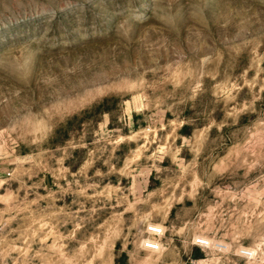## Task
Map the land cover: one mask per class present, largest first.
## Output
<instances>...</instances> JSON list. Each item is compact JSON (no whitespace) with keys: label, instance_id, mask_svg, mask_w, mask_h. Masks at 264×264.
<instances>
[{"label":"rangeland","instance_id":"374dc122","mask_svg":"<svg viewBox=\"0 0 264 264\" xmlns=\"http://www.w3.org/2000/svg\"><path fill=\"white\" fill-rule=\"evenodd\" d=\"M0 264H264V0H0Z\"/></svg>","mask_w":264,"mask_h":264},{"label":"built area","instance_id":"2783aa9c","mask_svg":"<svg viewBox=\"0 0 264 264\" xmlns=\"http://www.w3.org/2000/svg\"><path fill=\"white\" fill-rule=\"evenodd\" d=\"M148 231L153 235H161L162 234V228L157 225H149ZM200 242H206L205 239H200ZM144 247L149 250H159L161 248V241L158 238H152L148 237L143 242Z\"/></svg>","mask_w":264,"mask_h":264},{"label":"trees","instance_id":"16d2710c","mask_svg":"<svg viewBox=\"0 0 264 264\" xmlns=\"http://www.w3.org/2000/svg\"><path fill=\"white\" fill-rule=\"evenodd\" d=\"M109 98H103V100L102 101H100V102H98L96 105H94L92 108H94V109H103V110H105L104 108H102V106H103V104L108 100ZM183 128L185 129V128H187V125H183Z\"/></svg>","mask_w":264,"mask_h":264}]
</instances>
